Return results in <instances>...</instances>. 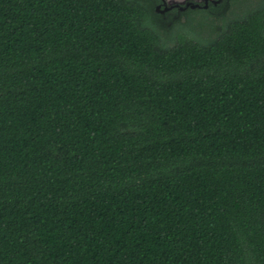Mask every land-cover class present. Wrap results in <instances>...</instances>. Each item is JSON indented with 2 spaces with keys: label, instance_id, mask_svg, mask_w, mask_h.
Masks as SVG:
<instances>
[{
  "label": "trees",
  "instance_id": "obj_1",
  "mask_svg": "<svg viewBox=\"0 0 264 264\" xmlns=\"http://www.w3.org/2000/svg\"><path fill=\"white\" fill-rule=\"evenodd\" d=\"M152 7L0 0V264H264V0Z\"/></svg>",
  "mask_w": 264,
  "mask_h": 264
},
{
  "label": "rangeland",
  "instance_id": "obj_2",
  "mask_svg": "<svg viewBox=\"0 0 264 264\" xmlns=\"http://www.w3.org/2000/svg\"><path fill=\"white\" fill-rule=\"evenodd\" d=\"M171 2H182V0H166ZM197 3L199 0H190ZM202 1V0H200ZM258 0H230L227 3H221L217 10H212L209 16L202 17L200 14L185 13L184 15L175 16L174 14L165 15L162 19L155 18L154 23L159 27L161 36L173 34L175 32L188 31L196 36L207 37L213 28L220 25V19L223 17H231L233 14L237 15L244 9V7H252ZM154 11V7H152ZM211 25V26H210Z\"/></svg>",
  "mask_w": 264,
  "mask_h": 264
},
{
  "label": "flooded vegetation",
  "instance_id": "obj_3",
  "mask_svg": "<svg viewBox=\"0 0 264 264\" xmlns=\"http://www.w3.org/2000/svg\"><path fill=\"white\" fill-rule=\"evenodd\" d=\"M229 0H202L198 1L197 3L192 2L190 0H182V2H171L168 3L166 0H152V6L154 7V12L162 17L165 15L174 14L175 16L184 15L189 11L194 10H209L211 8H216L221 6V3H227ZM160 5L159 11H162L164 8H167L166 12L160 14L156 12V7ZM194 6V7H192Z\"/></svg>",
  "mask_w": 264,
  "mask_h": 264
},
{
  "label": "water",
  "instance_id": "obj_4",
  "mask_svg": "<svg viewBox=\"0 0 264 264\" xmlns=\"http://www.w3.org/2000/svg\"><path fill=\"white\" fill-rule=\"evenodd\" d=\"M192 7H194V6H192ZM159 8H160V5H158V6L156 7V12H158V9H159ZM166 10H167V8H164L162 11H159L158 13L163 14V13L166 12Z\"/></svg>",
  "mask_w": 264,
  "mask_h": 264
}]
</instances>
